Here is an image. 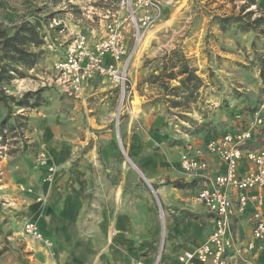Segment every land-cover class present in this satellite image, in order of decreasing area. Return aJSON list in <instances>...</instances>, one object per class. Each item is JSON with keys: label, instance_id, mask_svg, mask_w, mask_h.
I'll use <instances>...</instances> for the list:
<instances>
[{"label": "rangeland", "instance_id": "1", "mask_svg": "<svg viewBox=\"0 0 264 264\" xmlns=\"http://www.w3.org/2000/svg\"><path fill=\"white\" fill-rule=\"evenodd\" d=\"M245 3L164 0L162 18L139 46L128 35L133 58L126 98L113 82L101 77L100 83L108 88L103 93L110 95L99 106L93 85L84 95L65 91L56 68L63 53L49 46L55 39L66 46L77 35L85 36L92 46L106 35L113 15L123 17L118 0H0V22L9 32L21 23L34 24L36 16L46 20L44 27H48V32L44 28L40 33L39 47L27 46L38 54L37 63L20 67L23 77L16 76L5 88L8 96L18 100L42 91L37 108L13 106L0 136V264H47L55 258L54 243L40 227L48 191L57 186L65 192L77 182L93 185L95 174L109 170L106 160L113 152L106 141H114V152L124 172L131 173L133 187L147 185L138 171L147 173L153 184L156 177L173 172L180 147L192 140L206 141L210 135L248 126L258 132V143L264 144L260 64L264 34L243 32L235 24L223 28L217 20L240 13ZM256 3L246 11L264 10V0ZM52 17L63 24L50 28ZM175 50L179 58H174V72L184 65L192 67L202 80L198 89L181 84L185 75L167 84L164 79L152 83L153 74L169 72ZM29 101L34 104V99ZM8 114L0 103V123ZM257 118L262 122L256 123ZM116 170L120 171L118 166ZM78 175L87 179H76ZM62 176L63 183L58 184ZM27 223L39 228L42 241L25 233Z\"/></svg>", "mask_w": 264, "mask_h": 264}, {"label": "crops", "instance_id": "2", "mask_svg": "<svg viewBox=\"0 0 264 264\" xmlns=\"http://www.w3.org/2000/svg\"><path fill=\"white\" fill-rule=\"evenodd\" d=\"M98 78L101 79L97 77L85 84L82 94L93 85L92 89H97L98 105L103 106L102 102H108L110 94L103 93L108 88ZM64 88L67 92L65 85ZM246 128L248 126L228 130ZM258 140V132H255L251 144L260 145ZM205 142L192 140L180 147L174 171L156 177L155 184L147 173L138 171L143 178L140 181L147 185L133 187L131 173L124 172L119 155L114 152V141H106L105 145L113 152L106 160L109 170L95 174L93 185L77 182L67 186L65 192L57 186L48 191L49 202L40 227L44 236L54 243L56 256L47 260V264H133L135 259L151 264L163 238L162 264H178V255L202 245L213 228L211 215L196 200L204 179L192 178L181 168V154L186 145L202 147ZM202 159L209 163L208 176L223 172L224 166L216 157L204 154ZM249 167L243 162L242 172ZM166 177L169 178L166 180ZM75 178L87 179L84 175ZM63 180L64 177H60L58 184ZM131 194H135V198ZM232 198L236 200V193ZM253 227L254 208L251 207L244 215L233 217L231 234L242 246L253 239ZM231 264H264V259L256 256L246 263L236 257Z\"/></svg>", "mask_w": 264, "mask_h": 264}, {"label": "built area", "instance_id": "3", "mask_svg": "<svg viewBox=\"0 0 264 264\" xmlns=\"http://www.w3.org/2000/svg\"><path fill=\"white\" fill-rule=\"evenodd\" d=\"M164 0H118L123 17L113 15L106 35L89 45L85 36L77 35L63 46L57 39L49 48L63 55L56 68L70 95L82 94L85 84L96 77H105L120 90L123 99L128 92L130 64L133 58L128 47V35L139 44L163 16ZM62 20L51 19L50 28L60 27ZM46 32L48 27L45 26ZM261 123L260 118L256 123ZM255 130L248 127L234 132L213 135L202 147L188 143L181 154V168L192 178H203L197 202L212 217V232L200 246L185 250L177 257L178 264H231L236 257L246 263L256 256L264 259V144L252 145ZM209 154L220 160L222 173L208 176L209 163L202 159ZM250 167L243 173L242 164ZM257 190V191H256ZM252 192H255L254 194ZM236 193V200L232 194ZM254 208L252 240L240 246L232 236L231 224L236 215ZM25 233L33 240L43 236L34 223L25 225ZM165 238L151 264H162ZM135 264H148L138 260Z\"/></svg>", "mask_w": 264, "mask_h": 264}, {"label": "trees", "instance_id": "4", "mask_svg": "<svg viewBox=\"0 0 264 264\" xmlns=\"http://www.w3.org/2000/svg\"><path fill=\"white\" fill-rule=\"evenodd\" d=\"M246 1L247 3L241 7L240 13L218 17L217 20L219 25L225 28L235 24L243 32L260 30V34H264V10L257 7L256 10L247 12L246 10L250 9L252 6H256L257 3L256 0ZM45 22L47 21L36 16L34 24L28 22L21 23L15 26L12 32H9L8 28L3 27V24L0 22V103L9 109L8 119L0 123V136H2L5 129H7L5 125L9 123L11 119L9 117L12 115L13 106L19 108H37L39 106L42 90L35 93H27L23 99L18 100L14 96H8L6 94L7 89L5 88L11 84L16 76L23 77L24 74L19 70L20 67L31 68L37 63L39 58L38 54L30 52L27 46L33 45L39 47L42 43L40 40V33L45 28ZM174 58H179L178 51L176 50L171 53L170 60L172 61V65L170 69L167 70L169 72H167L166 75L165 73H160L159 75L153 74L150 78L152 83H158L164 79V83L167 84L175 80L178 75H185V78L181 80V84L185 86L191 83L193 89H198L202 80L196 75V71L192 67L190 69L187 65H184L179 73L174 72ZM260 64L262 68L261 76L264 81V60H262ZM173 89L177 90L178 88L175 87ZM29 98L34 99V104H31L32 102L29 101ZM192 98L193 94H191V99ZM210 137L212 136L210 135L206 141ZM176 185L181 187L179 184Z\"/></svg>", "mask_w": 264, "mask_h": 264}]
</instances>
